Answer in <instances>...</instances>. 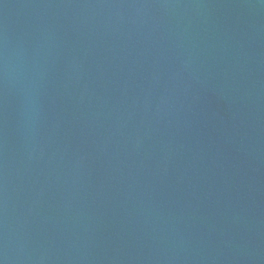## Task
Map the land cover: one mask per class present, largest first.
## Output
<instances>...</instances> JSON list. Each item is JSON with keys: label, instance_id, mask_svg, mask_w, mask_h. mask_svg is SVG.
Returning a JSON list of instances; mask_svg holds the SVG:
<instances>
[{"label": "water", "instance_id": "water-1", "mask_svg": "<svg viewBox=\"0 0 264 264\" xmlns=\"http://www.w3.org/2000/svg\"><path fill=\"white\" fill-rule=\"evenodd\" d=\"M0 264H264V0H0Z\"/></svg>", "mask_w": 264, "mask_h": 264}]
</instances>
